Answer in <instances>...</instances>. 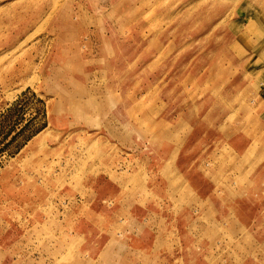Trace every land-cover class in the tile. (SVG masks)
<instances>
[{"label": "rangeland", "instance_id": "1", "mask_svg": "<svg viewBox=\"0 0 264 264\" xmlns=\"http://www.w3.org/2000/svg\"><path fill=\"white\" fill-rule=\"evenodd\" d=\"M13 103L18 129L30 119L44 127L0 155V264H115L126 222H115L98 255L90 251L104 233L76 229L81 217L103 222L91 205L112 212L116 185L129 198L164 186L166 208L184 177L212 191L213 171L228 197L227 186L237 188L242 220L264 223V172L239 173L230 155L231 142L264 127V0H0L2 135L18 117L4 115ZM168 143L180 148L178 175L159 170ZM202 151L223 154L199 167L191 159ZM183 200L169 210L180 233ZM233 228L204 227L221 240L210 242V262L262 264L247 248L253 232ZM176 243L160 241L155 262L185 264L189 251Z\"/></svg>", "mask_w": 264, "mask_h": 264}, {"label": "crops", "instance_id": "2", "mask_svg": "<svg viewBox=\"0 0 264 264\" xmlns=\"http://www.w3.org/2000/svg\"><path fill=\"white\" fill-rule=\"evenodd\" d=\"M240 130L243 131V128ZM256 130L255 135L248 134L246 135L247 138L243 135L242 137L244 139L241 143L233 141L231 142L233 147L230 146L231 153H233L230 155L235 157L234 165H238V172L242 174L247 173L251 178L252 175L257 174V172H264V127H259ZM41 131L43 132V129L36 133L29 141ZM168 144L170 146L166 151L167 153H165L162 158L159 156L158 160L161 164L159 170L160 172H164L162 170H165L167 167L166 165H171L172 175H178L180 171L178 170V172L176 168L178 161L180 160V148L177 147L175 143ZM138 145V147H144L143 149L153 147L150 146L147 141H142ZM224 146V143H222L220 149ZM152 149L154 151L155 148ZM222 154L223 152H215L214 154H211L202 151L197 153L191 159V162L198 166L207 163L208 158H214L215 161L219 162L222 158ZM196 162L198 164H196ZM166 170L168 171L169 167H167ZM205 171H207V169ZM184 178L186 180V185L176 187L175 192L178 196L167 199L168 201H171V203L166 208L163 207L164 202L161 201L164 199L160 197V195L167 194L168 189L160 185V187L157 185L149 187L151 190L150 196L146 195L148 192L143 189L141 192L142 194H135L133 196L134 198L125 196L126 189L123 186L116 185L112 196L118 195L119 198H116L117 204L112 212H110L111 210L109 207L107 215L106 212H103L101 209H107L108 204H103L102 207L98 208H94L91 205V209L95 212V216L104 218L103 222L99 219L93 220V218L88 221L86 218L81 217L78 221V229H76L79 235L85 234L87 231L86 229H88L89 233H92L94 229H96L97 232L99 230L100 233H104L100 238L103 240V246L100 250L96 249V247L92 248L90 254H93L94 252L98 255V252H101L103 247L108 245L106 242H109L111 235L115 233V230L112 232V226H114L116 221L120 220L127 223L125 226L127 228L126 235L128 241L122 248L115 246L112 247L111 253L113 254L112 257L115 258V264H124L123 259H129V257H135L137 262L132 258L135 264H146L144 260L145 255L146 257L153 259L152 264H159V262H155L162 258V256H160L161 250L158 243L160 241H170V238L175 241L174 246H177L178 244L176 243L177 239H179L180 242L185 243V247L189 252H187L185 256L182 254L180 255L185 264H233L231 261L228 263L224 262V259L219 258L217 255L210 262V253H208L210 242L216 241L219 243L221 240L219 239L220 236L218 234L212 235L210 238L203 232L204 227H224V224H230L233 225L235 231L249 229L250 232H253L252 238L249 235H245L248 241L251 242L247 248L249 249V254L253 255L252 253H254V255H257L263 264L264 223L262 224V221L260 220L253 222H244L242 220L234 207L235 202H232L236 197L235 194L238 193L237 188L235 186H227L226 190H228L229 195H234V197H228L223 189L217 185V181H215V178L213 177V171L212 176L209 178L215 183L211 190L216 193L217 196H215L212 191H205L202 187L192 184L191 180L188 181L186 177ZM185 193L186 196H184ZM209 193H211V196ZM181 194L182 198L184 197L180 213L185 227L183 233H180L178 229L175 228L176 224L173 223L172 220H169V218H172L169 210L174 208L173 205L175 204V200L181 196ZM112 196H107L105 199H111ZM161 226L166 228H164L163 233L160 234ZM84 230L85 232H83ZM249 230H247L246 233H249ZM123 248L127 249L124 250ZM129 252H132L133 255L129 256ZM97 255L93 258L96 259ZM251 257L252 256H247L244 261ZM117 259L118 261L116 262ZM169 259L175 260L171 255L169 256ZM238 264H240V262Z\"/></svg>", "mask_w": 264, "mask_h": 264}, {"label": "trees", "instance_id": "3", "mask_svg": "<svg viewBox=\"0 0 264 264\" xmlns=\"http://www.w3.org/2000/svg\"><path fill=\"white\" fill-rule=\"evenodd\" d=\"M15 110L19 112L18 117L12 121L9 129L5 133H3V135L2 131L0 130V137L2 136L0 139V155L4 151H10V154L17 153L30 138H32L36 133H38L42 129V127H44V124L38 127H31L32 119H30L18 129V124L22 120V116H19L21 112L18 103H13L11 106H9L7 109V113H4V115H6V117H8L10 120V117L12 116ZM27 129L29 131L24 134V138L22 139V141L20 140L15 143L17 138L21 134H23ZM14 131L15 133L12 135V137L8 141H6L8 136H10Z\"/></svg>", "mask_w": 264, "mask_h": 264}, {"label": "bare ground", "instance_id": "4", "mask_svg": "<svg viewBox=\"0 0 264 264\" xmlns=\"http://www.w3.org/2000/svg\"><path fill=\"white\" fill-rule=\"evenodd\" d=\"M39 135V134H38ZM37 138V137H36ZM36 139H34V141H35ZM32 144V143H31ZM28 146V145H27ZM23 149V148H22ZM22 151V150H21Z\"/></svg>", "mask_w": 264, "mask_h": 264}]
</instances>
